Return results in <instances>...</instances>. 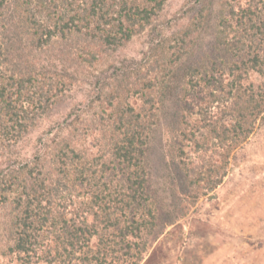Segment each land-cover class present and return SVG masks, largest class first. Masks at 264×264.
Here are the masks:
<instances>
[{"label":"trees","instance_id":"trees-1","mask_svg":"<svg viewBox=\"0 0 264 264\" xmlns=\"http://www.w3.org/2000/svg\"><path fill=\"white\" fill-rule=\"evenodd\" d=\"M167 3L0 0V150L72 88L57 69L35 71L36 52L74 51L94 110L71 109L51 146L1 161L0 214L12 210L0 264H141L264 122V0H186L166 17ZM142 34L141 58L117 61ZM164 123L171 172L156 183L149 146Z\"/></svg>","mask_w":264,"mask_h":264},{"label":"rangeland","instance_id":"rangeland-1","mask_svg":"<svg viewBox=\"0 0 264 264\" xmlns=\"http://www.w3.org/2000/svg\"><path fill=\"white\" fill-rule=\"evenodd\" d=\"M185 1L168 0L164 12L166 17L179 11ZM146 40L144 34L135 36L118 53L117 61L126 57L140 59ZM72 57L74 51L62 54L56 49L36 52L29 58L33 64L30 66H34L35 71L40 66L57 69L63 78H72V88L65 92L48 114L37 120L26 136L14 142L9 151L0 150V163L10 157L13 159L12 155L20 163L40 149L39 144H43L44 148L45 143L50 145L54 139V133L49 132L51 127L61 122L62 115L71 109L80 107L83 112H94L86 104L90 86L84 67L78 61H72ZM260 79L257 74H250V81L258 83ZM135 102L133 99L132 103ZM258 125L248 142L234 151L223 183L195 204L189 202L186 205L189 207L187 214L175 223L165 225L159 238L150 244L141 264H264V122ZM166 126L164 123L163 127H159L149 146L148 163L156 183H161L165 174L171 172L166 167L170 157L166 151ZM80 139L83 141L82 137ZM84 143L91 147L93 140L88 138ZM94 151L92 148L91 152ZM1 210L0 243L4 244L5 214L12 209L6 205Z\"/></svg>","mask_w":264,"mask_h":264}]
</instances>
